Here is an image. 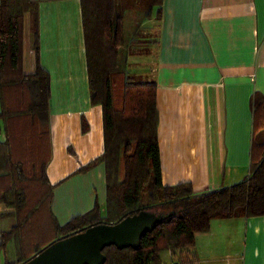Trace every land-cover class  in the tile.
I'll use <instances>...</instances> for the list:
<instances>
[{"label":"crops","instance_id":"0c3cea01","mask_svg":"<svg viewBox=\"0 0 264 264\" xmlns=\"http://www.w3.org/2000/svg\"><path fill=\"white\" fill-rule=\"evenodd\" d=\"M34 1L38 22L31 15L24 20L23 71H36L38 34L39 63L51 78L52 213L64 226L96 203L105 210L104 166L79 172L104 152L103 117L91 103L81 1ZM155 30L152 55L130 56L126 47L124 55L131 72L145 70L160 89L166 184L186 181L204 193L243 181L251 161L252 98L264 95V0H163ZM12 213L0 204V246L17 225ZM189 255L191 264H264V216L213 220ZM173 258L162 254L164 264ZM6 261L16 262L14 243L1 255L0 264Z\"/></svg>","mask_w":264,"mask_h":264},{"label":"trees","instance_id":"16d2710c","mask_svg":"<svg viewBox=\"0 0 264 264\" xmlns=\"http://www.w3.org/2000/svg\"><path fill=\"white\" fill-rule=\"evenodd\" d=\"M91 103L103 117L104 152L79 170L88 173L104 166L106 207L93 210L61 226L52 213L55 186L47 169L51 161L49 102L51 78L39 63L23 71L24 20L38 22L39 2L0 0V92L6 141L0 143V204L13 209L16 227L2 235L0 258L9 243L16 247V262L27 264L53 244L100 225H116L146 212L167 214L143 235L140 246L104 250L106 264H191L196 235L210 231L215 219L264 216V95L252 98L253 138L249 175L241 182L196 193L190 182H165L161 141L160 89L154 80L140 83L121 71V50L126 47L124 12L143 7L146 18L162 17L163 0H80ZM135 45V41L130 44ZM128 47V46H127ZM126 64V61H125Z\"/></svg>","mask_w":264,"mask_h":264},{"label":"water","instance_id":"95a60500","mask_svg":"<svg viewBox=\"0 0 264 264\" xmlns=\"http://www.w3.org/2000/svg\"><path fill=\"white\" fill-rule=\"evenodd\" d=\"M176 214L142 213L116 225H100L87 229L45 249L27 264H106L104 250L140 246L144 234L152 232L158 224L166 223Z\"/></svg>","mask_w":264,"mask_h":264},{"label":"rangeland","instance_id":"374dc122","mask_svg":"<svg viewBox=\"0 0 264 264\" xmlns=\"http://www.w3.org/2000/svg\"><path fill=\"white\" fill-rule=\"evenodd\" d=\"M124 34L127 33L128 41L126 42V48H127V54L130 56H147L149 54H153L155 50V44H156V27H157V19L155 17H152L151 19L146 18V11L143 9L138 10H127L124 13ZM127 15L131 17L128 18L127 22ZM126 23L128 29L125 28ZM132 41H135V45H129ZM128 46V47H127ZM125 48V47H124ZM124 48L121 50L120 55V67L121 71H125L130 73L132 76L136 78V80L140 83L147 82L150 80H153L149 73H147L145 70L138 71L136 68L134 71L129 70V66L125 64L126 57L124 55ZM124 56V57H123ZM129 70V71H127ZM151 70V68H149ZM135 72V73H134ZM260 133V136H258V141L263 142L264 141V129H259L257 132Z\"/></svg>","mask_w":264,"mask_h":264},{"label":"built area","instance_id":"2783aa9c","mask_svg":"<svg viewBox=\"0 0 264 264\" xmlns=\"http://www.w3.org/2000/svg\"><path fill=\"white\" fill-rule=\"evenodd\" d=\"M172 264H175V263H172Z\"/></svg>","mask_w":264,"mask_h":264}]
</instances>
